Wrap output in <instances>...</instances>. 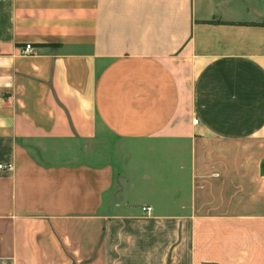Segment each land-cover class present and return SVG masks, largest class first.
<instances>
[{
	"label": "crops",
	"instance_id": "1",
	"mask_svg": "<svg viewBox=\"0 0 264 264\" xmlns=\"http://www.w3.org/2000/svg\"><path fill=\"white\" fill-rule=\"evenodd\" d=\"M0 264H264V0H0Z\"/></svg>",
	"mask_w": 264,
	"mask_h": 264
},
{
	"label": "built area",
	"instance_id": "2",
	"mask_svg": "<svg viewBox=\"0 0 264 264\" xmlns=\"http://www.w3.org/2000/svg\"><path fill=\"white\" fill-rule=\"evenodd\" d=\"M32 46L30 44H25V46L21 49V53L22 54H28L30 52H32ZM197 121L194 120V123H196ZM142 211L144 212L145 215H148L151 212V207L150 206H143Z\"/></svg>",
	"mask_w": 264,
	"mask_h": 264
}]
</instances>
